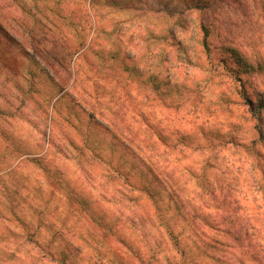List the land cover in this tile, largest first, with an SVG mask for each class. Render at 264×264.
<instances>
[{
    "label": "rangeland",
    "instance_id": "rangeland-1",
    "mask_svg": "<svg viewBox=\"0 0 264 264\" xmlns=\"http://www.w3.org/2000/svg\"><path fill=\"white\" fill-rule=\"evenodd\" d=\"M23 8L0 0V36L21 41L1 51L23 55L0 72V107L12 112L0 118V175L14 170L0 182V264H190L204 246L191 226L222 218L223 189L232 216L264 220V144L247 152L264 117L246 121L239 96L264 92V0L192 12L175 0L93 11L90 0H43L39 26ZM81 14L102 33L75 51ZM31 60L35 91L22 97L12 76Z\"/></svg>",
    "mask_w": 264,
    "mask_h": 264
},
{
    "label": "trees",
    "instance_id": "trees-1",
    "mask_svg": "<svg viewBox=\"0 0 264 264\" xmlns=\"http://www.w3.org/2000/svg\"><path fill=\"white\" fill-rule=\"evenodd\" d=\"M16 3H18L19 7L23 8L21 4H23L24 0H14ZM83 1V0H82ZM178 7L180 9L186 10V11H194V10H209L210 9V1L212 0H175ZM22 2V3H21ZM29 5L27 7L23 8V11L26 13V15L29 16V18L32 20L33 25L39 26L42 22L41 17H36V14L39 13L41 10L40 7L42 5L43 0H29ZM125 0H90V9L93 10H99L100 8H116L118 6L123 5ZM26 4V3H25ZM79 5L81 3H78ZM102 9V10H103ZM182 12L176 11L174 14L176 16H179ZM40 14V13H39ZM83 18L84 20L80 19ZM92 20H94L95 24H91L90 18L86 14H81L79 17L78 22V37L79 40L77 49L83 47L88 39V36L91 34L92 38L91 41L94 39L96 40L99 37V34L102 33V30L100 29V20L97 18V16H93ZM3 26L0 23V31L2 30ZM4 29V28H3ZM201 31L203 33V47L207 50V38L209 36V30L205 28L202 24ZM3 36H0V72H6L9 74L8 69L11 67L17 66L16 58L23 57V55L20 54H13L10 55L8 53H2L4 51L2 50V42L5 43H11L13 44L14 41H17V44H20L21 41L16 38V36H8L7 34L2 38ZM83 37V39H82ZM90 41V43H91ZM23 50V49H22ZM208 51V50H207ZM226 55H229L233 58L234 64L238 66L244 65L243 59L239 56L238 52L234 49H225ZM228 58L222 59L223 62H225L223 65L226 66ZM25 62V61H24ZM30 66L34 67H27L25 74H16L13 77L14 84L17 85L16 88L22 89L24 86L27 88V92L22 94V97L25 95H28L29 93H32L31 91L35 89V80H34V72L36 68L38 67V62L32 61L29 62ZM29 66V65H28ZM233 71L236 72L235 69ZM35 91V90H33ZM21 93V92H20ZM18 93V94H20ZM239 96H241L242 104L241 106L244 109V117L246 121H253L256 123H261L264 117V92L261 94H257L255 97H250L245 94L244 91H242ZM33 97V96H32ZM22 101V100H21ZM12 112L9 110H6L4 108L0 107V118L5 117L7 115H11ZM14 113V112H13ZM230 137V140L227 141L228 144L235 143V133L229 132L227 134ZM226 135V137H227ZM0 138H2L5 141H9V135L5 130H2L0 128ZM258 141L252 140L247 145V152L249 154L253 153L256 148L260 145L264 144V133L261 127L257 130V136ZM22 155H28L25 152H20ZM262 165H260L259 168H261ZM14 170H9L6 173L4 172L3 175H0V182L3 177H11ZM260 176L264 178V172H260ZM260 185L261 187L257 188V193L260 197V200H264V182L263 179H260ZM216 192L213 189L212 191L208 192V195L212 196L215 195ZM222 197V201L220 203V211L218 212L222 218L219 220H211L212 222L208 221V218L205 219V221L200 222L199 224H193L192 227V233L198 237L201 236V243L205 246L202 247V258L200 259V255H194L193 247L188 249V252L192 253V256L189 260L190 264H264V220H259L257 216L254 217H238L232 216V212L226 211L225 209L228 207L225 206V202L228 199L229 195L228 193L223 189L222 193L220 194ZM230 209V208H228ZM9 214L15 218L14 213L11 209L8 210ZM12 212V213H11ZM233 212H235V209H233ZM5 219L4 215L0 213V223ZM202 227H205L207 231L213 232V235L210 236L205 231L201 230V232H198L199 229H202ZM179 234H175L173 232H169L170 237L173 238L174 246L176 247V250L179 251V247H181V238H178ZM209 235V236H208ZM196 245L195 243H192ZM186 247V248H185ZM198 247V246H197ZM196 247L197 252H199V249ZM207 247V248H206ZM187 246L181 247L179 253L184 256L186 252ZM205 251V252H204ZM212 251H216L219 253L218 256H215L212 254Z\"/></svg>",
    "mask_w": 264,
    "mask_h": 264
}]
</instances>
